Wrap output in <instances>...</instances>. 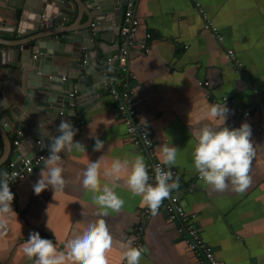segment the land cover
<instances>
[{"label": "crops", "instance_id": "crops-1", "mask_svg": "<svg viewBox=\"0 0 264 264\" xmlns=\"http://www.w3.org/2000/svg\"><path fill=\"white\" fill-rule=\"evenodd\" d=\"M66 1V14H61L56 0H0V172H8L10 162L33 156L36 140L48 145L58 135L61 120L71 121L78 130L74 141L86 146V153H60L66 181L62 192L49 187L34 194L32 186L39 179L43 161L16 186L15 214L10 213L5 227L0 228V264H33L22 252L30 232H38L64 250L66 241L98 218L105 220L113 238V247L106 253L108 264H122L120 244L129 240L143 250L140 264H202L200 254L186 246V233L178 230L181 224L169 220L165 210L145 218L147 208L141 197L134 196L122 181L114 190L124 200L123 208L119 212L107 209L103 217L97 214L94 194L81 186L82 172L90 161L103 157L101 184H110L104 176L105 164L139 154L151 166L159 162L156 147L162 142L178 149L175 165L165 170L173 173V179L179 177V188L161 205L175 198L189 214L188 224L222 264H264V0H138V29L124 66L104 59L118 54L126 0H109L120 9L115 13L94 7L97 0ZM43 2L51 3L53 19L42 28L37 10ZM205 19L223 38L221 42L204 29ZM35 42L52 46L53 57L47 64L52 78L67 79L71 85L84 74L85 62L92 71L91 79L82 85L84 94L76 90L70 94L79 97L68 105V115L50 119L20 108L28 81L20 71L28 65L31 73L35 61V55L23 48H33ZM227 49L233 51L237 66L227 58ZM105 82L119 91H131L139 118L147 122L152 155L142 146H133L123 115L105 91ZM95 88L101 91L94 95ZM216 103L229 109L226 127L238 128L243 122L251 127L255 149L249 168L252 182L242 193L212 192L194 167L191 128L203 121L215 123L207 115V106ZM10 109L20 110L19 118L24 120H11L16 131L2 128L9 126L3 114L9 115ZM237 109L249 115L243 118ZM94 137L104 142L101 152L93 151ZM142 225L137 238L136 228Z\"/></svg>", "mask_w": 264, "mask_h": 264}, {"label": "clouds", "instance_id": "clouds-1", "mask_svg": "<svg viewBox=\"0 0 264 264\" xmlns=\"http://www.w3.org/2000/svg\"><path fill=\"white\" fill-rule=\"evenodd\" d=\"M229 109L223 103L207 106V115L212 121H203L191 128L194 138L192 152L195 170L199 178L207 184L212 192L232 191L242 193L251 185L249 168L255 155L252 132L248 123L243 122L238 128L225 126ZM143 121L146 127L147 122ZM69 120H61L56 127L55 135L47 145L48 155L42 157V168L39 179L33 184L34 194L39 195L47 188L53 192H62L66 181L63 177L62 158L60 153L73 150L86 153V146L74 141L77 134ZM146 138V137H145ZM93 151L101 152L105 145L98 137H94ZM178 149L168 142L156 147L158 164L153 165L154 178L148 174V166L142 155L132 154L131 158H117L111 165L105 164L104 176L110 181L101 184L100 169L103 157L90 161L82 172L81 186L92 192L93 203L98 208V216L107 215V209L119 212L124 206L114 188L122 181L128 190L141 197V203L151 215L158 214L163 200L170 197L173 190L179 188V177L173 179L170 170L177 158ZM17 177L15 172H0V228H4L8 215L14 213L9 182ZM79 178V177H78ZM150 180H154L150 183ZM0 235H3L0 232ZM113 247V238L109 233L105 220L98 218L89 224L82 233L66 241L64 250H59L50 239L41 238L38 232H30L22 246L23 254L33 264H108L106 253ZM120 259L126 264H140L142 249L132 246V241L121 243Z\"/></svg>", "mask_w": 264, "mask_h": 264}, {"label": "built area", "instance_id": "built-area-1", "mask_svg": "<svg viewBox=\"0 0 264 264\" xmlns=\"http://www.w3.org/2000/svg\"><path fill=\"white\" fill-rule=\"evenodd\" d=\"M137 2L138 0H126L125 2V10L123 12L122 23L119 28V36L122 38V41L119 44L118 54L107 59L108 64L113 65L117 63L120 66H124L126 63L129 47L132 44L131 40L138 29V20L136 19ZM204 29L211 30L218 41L221 42L223 40V38L217 33L216 29L211 26L209 20L205 19ZM145 36L146 38L149 37L147 34ZM226 56L233 62L234 65L238 63L234 58V53L231 49L226 50ZM104 88L115 101L117 110L123 115L122 119L126 128V134L133 146H142L148 155H152L153 142L151 140L149 130L147 126H143V121L137 114L132 100V93L129 88L119 91L109 82L104 83ZM237 112L239 114L241 113L243 118L249 115L248 111L243 112L241 109H237ZM78 123H83V120L78 121ZM14 144L18 146L17 141H15ZM47 154L46 143H44L41 139H38L35 141V153L33 156L25 157L23 159L21 158L18 162L13 161L8 164V172H15L17 174L16 179L9 182V187L12 193L25 176L35 172L36 168H38L42 162V157H45ZM158 163L159 162H152V165L148 166V174L150 177L154 178L153 165ZM160 210L166 211L169 220L178 221L181 224L178 230L180 232H183L184 230L186 233V246L190 250L196 252V254H200V262L202 264H222V262L214 256L212 248L202 243L196 229L188 224L190 216L179 204H177L175 198H172L169 202L160 205L159 211ZM143 215L147 218L151 214L148 209H145ZM142 230L143 225L136 228L137 238L140 236ZM122 264H126V261H122Z\"/></svg>", "mask_w": 264, "mask_h": 264}, {"label": "water", "instance_id": "water-1", "mask_svg": "<svg viewBox=\"0 0 264 264\" xmlns=\"http://www.w3.org/2000/svg\"><path fill=\"white\" fill-rule=\"evenodd\" d=\"M42 1L47 2L48 0H42ZM91 1L94 2L95 0H91ZM56 2L57 3L55 5L60 9V12L63 10L61 14H66L67 10L63 9V6L67 1L66 0H56ZM97 2H98L97 4L95 3L93 5L94 7H98L100 10H106L107 12L110 10V11H114V13H115V9H117L118 11L120 10L117 7V5L113 3L114 1L111 3L109 2V0H97ZM51 8H52L51 3L49 6H47L43 2L41 8L37 10V13L39 15L38 19L41 20L40 23H38V26L41 25V27L43 28V24H45V22H47L48 19H53V17H51V11H50L52 10ZM48 24L49 22L47 23V25ZM44 39H47V38H43V40ZM38 41H42V39H38ZM116 41L118 43V39ZM23 50H29V55H32V54L35 55L34 56L35 61H34V65L31 70V73L27 72L28 65H24L23 67L24 69L22 71H20V67L18 68L22 77H28V81L26 82V86H25L26 88L24 89L25 90L24 95L23 97L21 96L19 100L21 101L20 108L24 107L23 108L24 111H26L29 114L39 113L43 117H47V118L50 117V119L57 118L55 116H58V115L59 116L68 115L70 113L67 110L68 105L74 103L75 100H78L79 95H82V93L84 94L82 85L86 83L87 80L89 81V79H91L89 75L93 76L92 71L88 68L87 63L85 62L83 66V70L85 72L84 74L80 75L78 82L76 84L70 85L69 84L70 82L67 79H60L56 76H55L56 78H52V76H54L52 74L53 72L50 73L49 71L50 69L48 68L47 64H48L49 59H52L54 52L52 51V46L49 43L43 42L41 44L40 43L36 44L35 42V45L33 48L30 46H25ZM48 55H51V58L48 57ZM20 57H21V54L18 55V58ZM104 62L106 63L107 59H104ZM73 90H76L79 92V95L77 97H73L70 95ZM99 91L101 90L100 89L98 90L95 88L94 95ZM30 101H34L33 104H35V107H38V108L37 109L34 108L33 104L31 105ZM62 106L64 108L61 110L60 108ZM19 111L16 109L15 110L10 109L9 115L5 113L3 114V118L8 122V125H9V126H3L2 127L3 130L8 131L11 129L13 131H16L14 124L11 123L12 119L24 122V120H21V118H19V113H20ZM72 114H74V110L72 111ZM4 123L6 125V122ZM0 124H3V122L1 123L0 121ZM21 154H23V152H21Z\"/></svg>", "mask_w": 264, "mask_h": 264}]
</instances>
